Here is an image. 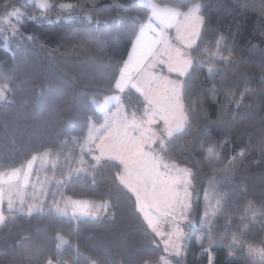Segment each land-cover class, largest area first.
<instances>
[{
	"label": "trees",
	"instance_id": "trees-1",
	"mask_svg": "<svg viewBox=\"0 0 264 264\" xmlns=\"http://www.w3.org/2000/svg\"><path fill=\"white\" fill-rule=\"evenodd\" d=\"M154 1L181 10L206 4L200 12L205 17L203 38L198 48L191 49V55L205 64H194L182 80L183 103L195 111L190 113L188 128L161 155L193 170L198 191L192 190L197 198L211 187L214 175L226 180L218 191L230 194L223 214L193 226L185 224L182 255L169 256L170 260L172 264H209L211 254L212 264H260L247 250L248 245L264 248V215L255 220L250 212L246 219L241 216L249 203L264 209V0ZM47 2L51 7L40 9L30 0H0V17L16 8L25 13L19 20L10 18V29L11 25L19 29L15 35L11 32L7 42L0 35V85H9L7 98L0 100V172L20 168L36 154L43 159L44 153H50L41 168L33 169L43 190L27 198V205H40L44 211L4 210L9 218L0 223V264H48L49 260L52 264H157L162 248L133 195L119 183L117 161L105 159L95 170L88 168V174L59 185L55 182L63 181L62 173L68 171L65 157L80 159L89 123L102 121L92 100L115 92L122 62L148 10L137 0ZM6 3L11 4L7 10ZM62 3L77 7H57ZM221 35L227 47L219 54L228 56L231 51V63L199 52L203 48L215 52V40ZM209 64L221 71L210 74ZM245 88L252 91L244 94L237 107L235 101ZM229 90L234 92L231 101L226 95ZM121 96L128 111L141 110L143 101L134 89H126ZM226 138L221 149L219 142ZM211 146L221 152L218 163L204 159L202 149ZM241 149L245 155L237 156L232 171L225 173L228 159ZM92 156L93 152L85 153L84 159L95 163ZM65 197L107 201L108 207L95 217L73 218L52 208ZM234 233L242 243L229 247ZM58 234L67 241L60 248ZM209 236L217 241L211 247Z\"/></svg>",
	"mask_w": 264,
	"mask_h": 264
},
{
	"label": "snow or ice",
	"instance_id": "snow-or-ice-1",
	"mask_svg": "<svg viewBox=\"0 0 264 264\" xmlns=\"http://www.w3.org/2000/svg\"><path fill=\"white\" fill-rule=\"evenodd\" d=\"M40 9H47L51 5L47 0H31ZM141 4L149 10V15L145 23L140 25V30L133 42L132 51L129 53V58L124 62V66L120 69V76L116 80L114 90L116 95L105 98L103 104H97V108L104 115L105 123L101 126L102 130H106V135L101 137V142L95 144V137L98 130L90 126L89 136L80 146L81 156L79 160L72 157H65L69 165L67 173H62L64 180H56L57 185L69 182L72 177L81 174H88V168L95 170L98 166H102V162L107 158L111 160L115 158L123 165L122 173L118 174V179L121 184L128 188L135 194L137 200V207L144 214V219L147 221L148 227L155 232L161 239H164L165 233L159 230L162 220L171 218L175 221L176 211L180 210V215L187 221V213L191 211L193 192L189 189H196L193 183L195 173L191 168L180 167L174 161L164 162V157L155 151L154 144H159L160 152L167 151V144L170 143L177 135L182 134L191 123L190 113L195 111V108H186L183 103V85L176 81L170 80L164 76H156L150 73L141 75L144 72V65L147 61H153V64H166L169 73H178L180 76L190 75L191 68L194 64L204 65L205 61L196 60L190 53H186L183 49L198 48V41L203 38V30L205 24V17L200 15V12L206 4L196 3L189 7L186 12H181L176 9H171L169 6L158 5L152 3V0H141ZM4 9L7 10L11 4H5ZM57 7L60 9H73L77 5L73 3L60 4ZM19 9H14L8 12L6 16L0 17V24H10V18L15 17L18 20L23 17ZM90 18V17H89ZM28 19H36L35 16H29ZM174 26L177 30V40L181 47L173 48L171 42L164 36V28ZM151 31L155 35V39L151 42L145 41V33ZM4 31L0 27V34ZM19 29L16 25H11V32L15 35ZM31 39V37H28ZM7 42V38H5ZM209 44L212 41L208 42ZM215 52H209L208 48L199 49L200 54H207L213 60L231 63L233 58L231 51L228 56L220 55V51L227 47L224 42V37L218 36L215 40ZM166 58V59H165ZM153 65H149L152 67ZM210 74H216L221 71L219 67L214 64L207 65ZM135 89L141 97H143L144 112L143 116L147 119H138L135 112H132L131 118L124 112V104L120 94L125 93L126 89ZM212 91H215L213 85ZM9 91V85H0V100H5L6 93ZM249 88H245L241 93V99L235 101L236 106L241 105L242 98L245 93L251 92ZM229 101L234 99V92L229 90ZM116 105L115 112H109V104ZM163 121L164 127L159 131L155 130L152 125L156 124V118ZM137 133H139L137 135ZM78 143V141H74ZM227 143V138L219 142V147L222 149ZM95 144V148L91 147ZM147 149V151H146ZM206 152L204 159L210 163H218L223 157L220 151L216 150L215 146L202 149ZM264 151V149H262ZM98 152V155H93L92 160L95 163H89L84 159L85 153ZM50 153L43 154V159L47 161ZM245 150L241 149L239 153L230 157L228 163L224 166V172L232 171V165L235 163L237 156H244ZM39 157L33 156L27 162V169L23 170L24 182H27V177L32 170L33 162ZM59 155L57 161L53 163V169L58 166ZM73 163H77L80 167H71ZM161 166L163 171H161ZM21 168L13 169L8 173H0V202L4 198V177L7 175L9 184L8 192V212L23 213L24 197L20 195L21 206L17 207L13 192L20 194L21 184ZM55 177L47 178L53 180ZM94 182V181H93ZM226 182L224 176H212L210 178L211 192L205 189V199L207 201L203 222L209 221L210 217H217L223 214L227 201L229 199V192H219L218 185ZM15 186V187H13ZM35 187V186H33ZM43 190V189H41ZM214 199V203H213ZM44 201L41 202L43 204ZM68 205L73 207L71 213L74 217L82 215L98 216L101 209L105 210L108 207L107 201L102 202H88V201H72L70 198L67 201ZM91 204L96 208V211H86L87 206ZM28 212L44 211L40 205H29ZM59 214L67 215L66 209L56 208ZM251 213V219L255 220L260 215H264V209H256L251 203L244 208V216L241 219L248 218V213ZM3 212L0 211V223L6 219ZM245 227H247L245 225ZM211 231V225H209ZM184 233L176 231L168 233V239H164L165 252L175 253L179 256L181 254V246L176 241L184 238ZM57 239L61 242L57 245L60 248L62 244L67 241L59 234ZM209 247L217 243L211 236L208 238ZM242 241L237 239L236 234L229 244L239 245ZM203 253H207L208 249H203ZM248 255L258 257L260 264H264V248L254 247L248 245ZM78 252V249H77ZM231 255V253H230ZM213 257L209 254V264H212ZM48 264H52L49 260ZM157 264H168L164 257H160Z\"/></svg>",
	"mask_w": 264,
	"mask_h": 264
},
{
	"label": "rangeland",
	"instance_id": "rangeland-1",
	"mask_svg": "<svg viewBox=\"0 0 264 264\" xmlns=\"http://www.w3.org/2000/svg\"><path fill=\"white\" fill-rule=\"evenodd\" d=\"M30 1H31V0H30ZM137 1L141 4V0H137ZM152 3L158 4V3H156L154 0H152ZM35 5H36V4H35ZM141 5H142V4H141ZM158 5H161V4H158ZM143 6H144V5H143ZM161 6H164V5H161ZM169 8H171V9H176V10H179V11H181V12H186V11L189 9V8H187V9H185V10H181V9L173 8V7H170V6H169ZM16 9H17V8H16ZM147 10H148V9H147ZM148 15H149V10H148ZM147 18H148V16H147ZM146 20H147V19H146ZM146 20H145V21H146ZM145 21H143V22H141V23L139 24V26H138V30H137V32H136V34H135V36H134V38H133V40H132V43H131V47H130V49H129V52H128L126 58L124 59V61L122 62V65H121L120 69L124 66V62L129 58V53L132 51V48H133V42L135 41L136 36H137V34H138L139 30H140V25L143 24V23H145ZM0 27H3V28H4L3 33L0 34V35H2V36L5 37V38H8V37H9V34L11 33L10 26H9V25H5V26H4L3 24H0ZM164 36H165V38H167V39L171 42L173 48H180V47H181L179 41L177 40V30H176V28H175L174 26L165 27V28H164ZM155 38H156V37H155V35H154L153 32H151V31H147V30H146V33H145V41H146V42H151V41L154 40ZM183 50H184L186 53H190V54H191V49L184 48ZM23 59H24V58H22V57H21V59H20L22 65H24V64H23ZM165 59H166V58H165ZM149 65H153V66H152V67H149ZM24 66L26 67V65H24ZM35 68H37V67H35ZM35 68H34V69H35ZM36 71H37V70H33L32 73H35ZM147 73H150V74H152V75H156V76H164V77H167V78L170 79V80L176 81L178 84H182V80H183V77H184V76H183V77L180 76L178 73H169L166 64H160V63H158V62L155 63V64H153V61H151V60H149V61H147V62L145 63V65H144V72H143L141 75H144V74H147ZM33 75H34V74H33ZM119 76H120V71H119V73H118V76L116 77V80L119 78ZM116 80H115V83H116ZM115 83H114V85H115ZM134 90H135V89H134ZM116 94H117V92L115 91V92H113V93H111V94H109V95L103 97V98L100 99V100H92V103H93V105H94V108H95L96 111L99 112V113L101 114V116H102V121H101L100 123H98V124H95V123H89L88 128H87V131H86V134H85L84 141H85V139H87L88 136H89V129H90V126L93 127L95 130H98L97 135H96V137H95V144L100 143V142H101L100 138L106 135V130H102V129H101V126L104 125V123H105L104 115H103V114L99 111V109L97 108V104H103L104 101H105V98H106V97H109V96H112V95H116ZM138 94H139V93H138ZM120 95H121V94H120ZM140 97H141V96H140ZM141 100L143 101V97H141ZM122 102H123V104H124V106H125V107H124V112H126V113L128 114L129 118H131V114H132V112H135V113H136V116H137L138 119H147V117H144V116H143V112H144V103H143L142 108H141L140 111H136L135 109H130V110L128 111V110H127V107H128V106H127V104L123 101V98H122ZM108 111H109V112H115V111H116V105H115L114 103L109 104V106H108ZM152 127H153L155 130H157V131H159L160 129H163V127H164L163 121H161V120L157 117V118H156V124L152 125ZM138 134H139V133H137V135H138ZM95 144H91V147L95 148ZM153 148L155 149V151H156L157 153H159V154L161 155V152L159 151V150H160V146H159V144H154V145H153ZM146 151H147V149H146ZM98 154H99L98 152H93V155H98ZM34 156L39 157L40 154H36V155H34ZM161 156H162V155H161ZM30 159H32V158H30ZM30 159H29V160H30ZM105 159H107V158H105ZM29 160H28V161H29ZM112 160H115V161L118 162V164H119V166H120V171H119V173H122V171H123V165L120 164L119 160H116L115 158H113ZM28 161H26V163H25L22 167H20V168L22 169V172H21V184H20V186H19V187H20V194L17 195L15 192H13V196H14L15 203H16V206H17V207H20V206H21L20 195H23V197H24V202H23L24 212H28V210H27V209H28V206H29V205H27L28 194L33 195V197H34V196H37V195L40 194L39 190L42 188V181H41V179H40V180H35V178H34V177H35V172H34V174H33V169H35V171H36V168H37V167L35 168V165H38V168H41V166H42V164H43V159H42V157H39V158H38V161L35 160V161L33 162L32 170H31L30 174H29L28 177H27V182L25 183V182H24L25 178L23 177V170H26V169H27V162H28ZM164 162L170 163L171 161H168L167 159L164 158ZM180 167H184V166H180ZM13 169H16V168L5 169V170L1 171L0 173H8V172L12 171ZM163 170H164V169H163V167L161 166V171H163ZM119 173H118V174H119ZM117 177H118V175H117ZM117 179H118V178H117ZM4 180H5V183H4V185H3V187H4V198H3V201L0 202V211L3 212V215H5L4 210H8V204H7V201H8L9 184L7 183V181H8V177H7V175H5ZM118 181H119V179H118ZM39 183H40V184H39ZM119 183H120V181H119ZM120 184H121V183H120ZM121 185L124 186L123 184H121ZM33 186H35V187H33ZM13 187H15V186H13ZM124 187H125V186H124ZM37 188H38V191H36ZM125 188H126V187H125ZM126 189H128V188H126ZM205 189H209V192H211V187H206V188H204L203 193H202L200 199L197 198V194H195V193L193 192L192 189H189V191H192V192H193V198H192V200H191V204H192L191 211L188 212V213L186 214V215H187V221H185V220L183 219V217L180 215V210H179V209H177V211H176L175 221H172L171 218H168V219H166V220H162V221H161V224H160V228H159V230H160L161 232H163V233L166 234L165 237H164V239H168V236H167L168 233H174V232H176V231H180V232H183V233L185 234V235H184V238H183L182 240L176 241V242H177L178 244H180V246H181V254H180L179 256L182 255V252H183V246H184L185 241H186V239H187V238H186V237H187V235H186V231H185V228H184L185 224H189V225L193 226V225H195V224H197V223H202V220H203V217H204V213H205V209H206V205H207V201H206V199H205ZM128 190H129V189H128ZM129 191H130V190H129ZM37 193H38V194H37ZM130 193H131V194L133 195V197H134V200H135V204H136V208H137V210L139 211V213H140L142 219L144 220V222H145L146 225L148 226L147 221H145V219H144V214H143V213L139 210V208L137 207V200H136V196H135V194L132 193L131 191H130ZM36 194H37V195H36ZM68 199H69V197H65V198H63L62 200H60V201L54 203V204L52 205V208H53L55 211H56V208H57V207H58L59 209H62V210H63V209H66V210H67V213H68L67 215H68V216H71V217H73V218L95 217V216H91V215H82V216H79V217H74V216H72L71 213H72V211H73V207H72L71 205H68V204H67ZM70 199H71L72 201H87V200H83V199H72V198H70ZM39 202H41V201H39ZM88 202H90V201H88ZM36 203H37V202H35V204H36ZM213 203H214V199H213ZM85 210H86V211L90 210V211L95 212V211H96V208H95V207H92V205L89 204ZM56 212H57V211H56ZM148 228H149V227H148ZM149 229H150V228H149ZM150 230H151V229H150ZM151 231H152V230H151ZM152 232H153V231H152ZM153 233L155 234V232H153ZM155 236L157 237V239H158V241H159V243H160V246H161V248H162V251H163V254H162L161 257H164V258L167 260L168 264H172V262H171V260H170V257H178V256L175 255L174 252H173V253L165 252V250H164V249H165L164 239H161V237L157 236L156 234H155ZM169 256H170V257H169Z\"/></svg>",
	"mask_w": 264,
	"mask_h": 264
},
{
	"label": "crops",
	"instance_id": "crops-1",
	"mask_svg": "<svg viewBox=\"0 0 264 264\" xmlns=\"http://www.w3.org/2000/svg\"><path fill=\"white\" fill-rule=\"evenodd\" d=\"M130 47H131V45H130ZM130 49V48H129ZM129 52V51H128Z\"/></svg>",
	"mask_w": 264,
	"mask_h": 264
}]
</instances>
